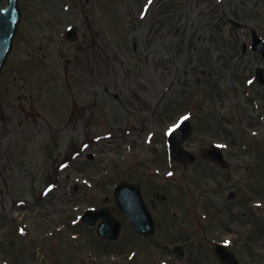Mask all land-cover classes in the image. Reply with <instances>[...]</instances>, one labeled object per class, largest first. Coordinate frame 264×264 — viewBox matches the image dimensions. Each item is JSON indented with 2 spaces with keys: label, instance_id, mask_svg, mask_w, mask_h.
Wrapping results in <instances>:
<instances>
[{
  "label": "rangeland",
  "instance_id": "374dc122",
  "mask_svg": "<svg viewBox=\"0 0 264 264\" xmlns=\"http://www.w3.org/2000/svg\"><path fill=\"white\" fill-rule=\"evenodd\" d=\"M24 9L0 79V264H122L135 250L137 264H219L218 242L242 264H264V86L238 88L263 65L251 33L264 38V0H25ZM72 26L75 41L65 38ZM185 117L199 154L189 170L168 157ZM214 143L229 168L200 155ZM124 180L148 203L166 196L152 210L155 236L133 233L115 205ZM106 197L124 223L112 244L80 220ZM176 245L187 249L180 261Z\"/></svg>",
  "mask_w": 264,
  "mask_h": 264
},
{
  "label": "water",
  "instance_id": "95a60500",
  "mask_svg": "<svg viewBox=\"0 0 264 264\" xmlns=\"http://www.w3.org/2000/svg\"><path fill=\"white\" fill-rule=\"evenodd\" d=\"M10 49L11 47H7L5 49L4 55L9 52ZM2 64L3 61L0 62V68L2 67ZM217 163L221 164L220 161H218ZM115 196L117 203L122 207V210L130 217L134 228L138 232L144 235H150L154 232V225L152 222H150L151 218L148 215V210L143 202L138 186L124 183L118 186ZM105 213L108 218V220H106V224L107 227L109 226L110 228L107 229L106 233H102V231H100V234L102 236H105L106 238L116 239L120 233V225L116 223L113 217L110 215L109 208L100 211H90L84 217V221L89 223L93 218H95L96 221L99 216H103L105 215ZM111 223L113 225L112 227L114 228H111Z\"/></svg>",
  "mask_w": 264,
  "mask_h": 264
},
{
  "label": "flooded vegetation",
  "instance_id": "af4514ba",
  "mask_svg": "<svg viewBox=\"0 0 264 264\" xmlns=\"http://www.w3.org/2000/svg\"><path fill=\"white\" fill-rule=\"evenodd\" d=\"M22 5H23V8L25 7V0H22ZM257 85L258 82H257ZM259 92H263V91H258L256 95H258ZM264 93V92H263ZM255 101V100H254ZM255 105V104H254ZM260 105V104H259ZM263 106H264V103H263ZM264 109V108H263ZM173 251V250H172ZM187 251V250H186ZM185 251V252H186ZM174 253V251H173ZM125 254L122 253V264H137L138 262V259L137 258H132V259H129L128 257L124 256ZM185 257V254L180 258V259H183Z\"/></svg>",
  "mask_w": 264,
  "mask_h": 264
},
{
  "label": "snow or ice",
  "instance_id": "6c2138e0",
  "mask_svg": "<svg viewBox=\"0 0 264 264\" xmlns=\"http://www.w3.org/2000/svg\"><path fill=\"white\" fill-rule=\"evenodd\" d=\"M149 3H151V0H149ZM185 119H187V117H185Z\"/></svg>",
  "mask_w": 264,
  "mask_h": 264
}]
</instances>
